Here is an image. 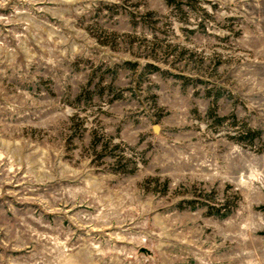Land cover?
<instances>
[{"label": "rangeland", "instance_id": "obj_1", "mask_svg": "<svg viewBox=\"0 0 264 264\" xmlns=\"http://www.w3.org/2000/svg\"><path fill=\"white\" fill-rule=\"evenodd\" d=\"M0 264H264V0H0Z\"/></svg>", "mask_w": 264, "mask_h": 264}]
</instances>
